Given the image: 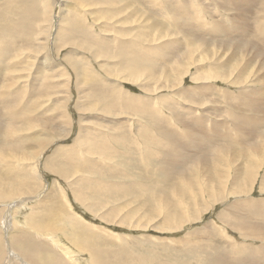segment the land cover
Masks as SVG:
<instances>
[{
	"label": "rangeland",
	"instance_id": "1",
	"mask_svg": "<svg viewBox=\"0 0 264 264\" xmlns=\"http://www.w3.org/2000/svg\"><path fill=\"white\" fill-rule=\"evenodd\" d=\"M53 1L56 8L54 7L55 12L50 13L48 23L36 24L38 35L32 42L34 52L29 50V43L18 39L8 48V52L3 54V62L0 61V77L3 78L0 92L6 87L7 76L14 81V86L7 93L0 94V109H9L13 105L10 97L16 93L21 99L15 109L17 131L10 134L14 144L13 156H5L0 149V169L6 167L10 177L18 183L23 178L21 175L32 179H28L31 185L30 193L20 190L17 194H8L6 197L0 194V264H56L52 262V254L65 260L64 248L70 253L74 252L72 256H75L80 264H87L88 253H78L76 245L81 242L80 238L82 244L84 240H88L86 235H91L89 244H95L97 252L109 261L113 253L114 257L120 253L128 257L131 263L138 261L139 264H206L209 258L219 254L231 256L230 261H235L233 257L236 259L239 256L242 261L247 259L252 248L262 242L243 238L237 231L221 224L218 217L224 213L225 220L230 217L228 222H236L237 218L231 212L239 218L248 215L246 208L240 204L247 200H264V34L260 33L261 25L264 24V0H184L191 19L188 20L189 27H183L193 29L192 31L198 34L197 41L191 44L177 26H172L175 31L169 32L171 25H168L169 30H164L161 36L157 35V30L150 33L147 0H142L143 3L133 1L132 6L127 9L123 7L124 4L115 7L94 3L84 6L85 16L81 13L83 17L80 15L78 19L92 24L91 33L101 36L107 48L110 47L111 54L114 49H118L115 39H120L136 46L137 50L132 58L149 56L159 64L161 70L158 72L162 76L155 80L158 83L141 78L134 82L125 81L128 76L121 75L120 59L108 58L106 55L93 58L82 49L70 47L56 49L61 25L59 13H66L73 8V4L71 0ZM165 1L158 0L157 9H168ZM172 1L182 3V0ZM150 6L156 10L154 5ZM114 9H119L116 10L118 13L111 16L110 11ZM94 10L101 11V14H94ZM169 11H164L165 16L169 17L165 19L163 16L165 21L169 24L184 23V15L182 18ZM217 24L236 26L239 30L244 29V34L241 33L238 38L234 36L223 39L216 32ZM142 28L146 30L143 32ZM203 29L218 38L201 35L199 30ZM200 37L204 40L201 41ZM42 38H46V41ZM198 41L204 44L197 47ZM44 43V47L38 48V45ZM174 43H178L180 49L174 52L172 58L163 56L156 48L162 44L165 46ZM78 59L90 66L96 79L100 81L94 83L93 91L89 89V81L83 69L80 67V75L77 78L71 68L73 61ZM7 63L11 65L10 69L6 68ZM46 66L49 68H45ZM2 68L7 70L1 71ZM109 73L119 77H112ZM114 88L123 96L140 98L130 106L144 111L142 119L123 112V101L120 95L114 94ZM186 92H189V96H184ZM107 95L110 96L104 100L103 97ZM100 102L103 105H100ZM109 105L114 107L112 111L107 110L106 106ZM24 109L27 110L26 114L23 113ZM153 116L156 120H163L166 131L172 128L165 126L167 122L174 124L178 132H184L182 124L185 123L191 126L189 128H192V133L202 125V133H207H195L196 137L203 136L199 137L203 142L197 141L199 149L192 151L190 148V153L188 152L186 159L190 160L185 166L189 167V171H186L185 166V171L183 170L188 175L179 173L178 177V173H172L171 179L176 178L173 182L187 190V196L200 191L201 188L210 191V183H207L210 176L224 181L218 198L209 199L205 196L199 202L202 208L200 214L197 213L190 221L171 225L172 229L169 223H165L160 205L151 207L148 204V199L152 196H148L147 190L150 189L147 186L150 185L147 184V178L154 181L155 177H160L155 168L159 167V158H163L162 151L171 152V148L169 145L165 146L160 132L155 131V142L161 147L153 146L152 151L149 150L150 155L145 157L147 165L144 166V160L141 159L143 157L137 154V150L126 149L116 143L118 139L122 141L124 135L130 140L132 132L137 133L138 126H147L149 129V125L154 121ZM30 118L33 122L38 121L34 122L35 126H47V132L40 133V129H43L40 127L27 131ZM13 120L14 116L0 119V131ZM138 120L141 121L137 122ZM236 122H239V125ZM213 125L215 128L212 129ZM124 131L126 132L123 133ZM172 133L175 138L176 133ZM84 134L89 140H85L87 138ZM113 136L114 143L111 142ZM166 138L167 135L164 139ZM35 139L47 140V147L33 146L32 140ZM175 140L179 138L176 137ZM207 140L216 142L207 145ZM101 141L104 142L105 150L99 157L92 153V148H98L97 145ZM106 148L112 151H107ZM178 148L182 150L173 151V157L179 152L185 153V147ZM197 158H205L207 161H204L203 165H190L192 160H198ZM173 159L175 160V157ZM202 159L200 160L203 163ZM95 160L99 162L96 166ZM66 165L70 168L67 174H64L65 177H60L57 169L63 170ZM78 165L94 168L96 173L94 170L89 172L82 168L75 169ZM191 166H194L192 171ZM101 170L100 176L97 172L101 173ZM236 178H241L239 183ZM247 181H250V184ZM110 182L114 185L111 186ZM97 183L104 188L109 186L115 189L98 192L95 191ZM237 186L249 190H245V194H236L234 190ZM63 208L66 209L64 212L81 218L80 221L86 226L87 233L83 235L86 239L75 237V232H68L67 224L65 231H54L53 225L58 221L53 219L56 209ZM46 209H53L55 212ZM34 213L41 219V225L37 220L31 224L30 217L34 216ZM208 225H211V229L221 228L222 235L214 234L213 239H209L211 236L207 235H192L197 230L204 229L203 231L207 232L204 226ZM188 233L191 235L186 237ZM19 235H30L29 240L39 243L41 250L37 249L31 254L26 245L15 243L14 238ZM43 237L57 240L60 248ZM185 240L193 247L182 246L181 241ZM42 257L47 261L43 263ZM246 259L244 262L250 263ZM109 261L108 264H114Z\"/></svg>",
	"mask_w": 264,
	"mask_h": 264
},
{
	"label": "bare ground",
	"instance_id": "2",
	"mask_svg": "<svg viewBox=\"0 0 264 264\" xmlns=\"http://www.w3.org/2000/svg\"><path fill=\"white\" fill-rule=\"evenodd\" d=\"M133 1H135L136 3H143L142 0H71V2L73 4L72 5L73 8L70 9L69 11H67L66 13H63V12H62L63 14L59 13V18H60L59 20H60L61 25H59V31H58L59 36H58L57 43H56V45H57L56 49H59L61 47H70V48H74V49H82L86 54H89L93 58H101L104 55H106V56H108V58L120 59V61H121L120 64L122 63V67L120 68L121 75L128 76V78H126L125 81L134 82L136 79L138 80L139 78H141L145 81L152 80V83L157 82L155 80L156 79L159 80L158 78L160 76H162L158 72L159 70H161V67L159 66L158 63L152 61L151 57H149V56H145V57L134 56L132 58L131 56L133 54H135V51L137 50L136 46H134V44H129L128 42H125V41L123 42V40H120V39H117V40L115 39V42H116L115 44L118 45L117 46L118 49H114V53L111 54L110 49H109L110 47L107 48V45L103 43L104 40L101 39V36L98 34H96L94 36V34L91 33L92 32V24H89L87 22H83L82 20L78 19V17L80 15H82L81 13H83V15L85 14V12L83 11L84 6H90V5L96 4V5H107L109 7H113V6L115 7L117 5L124 4L123 7L125 9H127L130 6H132ZM157 1L158 0H147V2H146V4L148 5L149 18H150V23H151L150 27H148V29H149L148 31L150 33H152L154 30L155 31L157 30V32L159 33L157 35L161 36V35H163L164 30H166V29H167V31L169 30L168 25H171V29L169 30V32H174L175 29L172 26H175V27L177 26L178 30L180 32H182V35L188 39V42L190 44L193 42H196L198 34H196L194 31H192L193 29L189 30V28L187 29V28L183 27V25L186 27H189L188 23H190V22L188 20L191 19V14L189 15V9H188L187 3L184 0L181 1L182 2L181 4H178L175 1L173 3L172 0L171 1L170 0L165 1L167 3L168 9L173 8V9H169L173 12V14L180 15L182 18H183L182 15H184V18H183L184 23L183 24L178 23V22H175L173 24H169L168 21H165V19H168L169 17L167 18L165 16V13H164V11H169V10L166 9V7L164 8V10L163 9H157ZM169 1L171 3H169ZM53 2H55V1H53V0H0V61L1 62H3V60H2V58L4 57L3 54L8 52V48L12 45V43H14L18 39L23 40V42L25 41V42L29 43V45H28L29 50L34 52V46H32V42H33V39L38 35V34H36V32H37L36 24L39 22H42L44 24L48 23V21L50 20L49 19L50 13L53 12L54 9L56 8L53 5ZM150 4L154 5L156 7V10L152 9ZM67 5H69V4H67ZM116 10H119V9H114L113 11H110L111 16L118 13V11H116ZM93 13L99 15V14H101V11L94 10ZM83 15H82V17H83ZM147 15H148V13H147ZM163 16H165V19L163 18ZM261 28H262V31L260 33L264 34V24L261 25ZM145 30L146 29H144V28L141 29V31H143V32ZM199 31L201 32L200 33L201 35L204 36V34H206V35H208V37L209 36L212 38L215 37V39H217L218 36L222 37L223 39H226V38L230 39L231 37H234V36H235L234 38H238V35H240L241 33L244 34V29L239 30L236 26L224 25V24H217L216 25V32L219 34L218 36L208 34L207 31L204 29L199 30ZM45 32H46V30H45ZM143 32H140V34H143ZM200 34H199V36H200ZM240 37L241 36H239V38ZM95 38H96V40H94ZM42 39L44 41H46V38H42ZM48 39H49V36H48ZM200 40H201V37H200ZM203 40L204 39L202 38L201 41H203ZM120 41H122V42H120ZM201 41L197 42V47H199L198 45L201 46L204 44ZM206 44H208V43L206 42ZM246 45H247V43H246ZM44 46H45V43H44V45H38V48L41 49ZM156 48L159 49V51L163 54V56L166 55L167 57L172 58L174 52L176 50L180 49V46L178 43H174V44H169V45H165V46H164V44H162L161 46L156 47ZM154 56H152V57H154ZM135 57H137V58H135ZM4 62H5V60H4ZM157 66H159V67H157ZM80 67L83 69V71H84V73H85V75L89 81V87H90L89 89H91L93 91V89L95 88L93 86L94 83L96 84V82L98 83L100 81L96 79V76H95L93 70L90 69V66L88 67L87 64L80 62L79 59L74 60L72 65H71V68L73 69V72L76 74L77 78L80 75ZM222 67H224V64H222ZM6 68L10 69L11 65L7 63ZM6 68H2L1 71L7 70ZM45 68H49V66L48 67L46 66ZM109 75L112 77H116V78L119 77V76H115V75L113 76V73H109ZM165 77H167V76H165ZM2 82H3V78L0 77V84ZM38 82H40V81H38ZM5 83H6V87L0 92V94L7 93L9 91V89L14 86V81L9 76H7L5 78ZM97 88H99V87H97ZM113 90H114V94L120 95V98L123 101L121 104V107L124 109L123 112L130 113L133 116H137L136 118H138V119H142V116L144 117V115H142L144 112L143 110H141L137 107L132 108V106H130V105H132V103H134L136 100H138L140 98L133 99L134 97H129L127 95L123 96V94L116 88H114ZM97 92H99V91L97 90ZM188 93L189 92H186V94L184 96H189ZM17 94L18 93L14 94L10 97V100L13 103V105L9 109H6V110L0 109V119L14 116V120L8 122L6 124V126L4 127V130L2 129L0 131V149L2 150L4 155L7 157L13 156L12 153L14 151L12 149H14V144L12 143L13 141L11 139L10 134H13L15 131H17L16 127H18V122H16L17 112H15V109H16V107H17V105L21 99H19V96ZM110 95H112V94H110ZM110 95H107V97H103V96L102 97L105 100ZM188 98L189 97H187L185 99H188ZM97 99H99V98H97ZM100 105H103V104L101 103ZM139 105L142 106L141 104H139ZM106 108L108 111H112L114 109V107L111 105L106 106ZM23 113L26 114L27 110L24 109ZM29 121H30V123L26 128L27 131L34 130L36 127H40V128H43V129H40V133L45 134V132H47V128H46L47 126H40V125L35 126L34 122H38V121L34 120V122H33L31 118L29 119ZM140 121L141 120H138L137 122H140ZM162 121L160 120V118L156 120L154 117V121L152 122L151 125H149V129L147 128V126H145V127L141 126V128H139L140 126H138L137 131H136L137 133H135L133 131L131 134V139L129 140V138H128L129 141L127 140L128 136L124 135V136H122V141L120 139H118L116 141V143H118L122 146H125L126 149L137 150V154L139 153V154H141V157H143L141 159L144 160V166L147 165L146 164L147 161H146L145 157L150 155L149 150H151V148H153V146L161 147V146H159V143L155 142V140H156V138L154 136V135H156L155 131L160 132V136H162V140H164L165 146L169 145V147L171 148V152L162 151L163 158L162 159L159 158V160H158L159 167L155 168V169H156V172H158V176H160V177H155L154 181L151 180V178H147V181H148L147 184H150L147 186H149L151 189V190L147 189V190H149L148 196L149 197L152 196L150 198L148 196L147 197L149 198L148 204H150L151 207H153V206L158 207L160 205L159 208L161 207L163 212H164L165 223L166 224L169 223L170 228L172 229L171 225L173 226V224L175 225V223L178 225V224H181L185 221H190V219L196 217L197 213L199 215L200 211L202 210V208L199 206V202L201 201V199H204L205 196H207L209 199L218 198V196L221 194L222 185H224V181L222 179H218V177H211L210 176L207 180V183H210L209 185L211 186V187L209 186L210 191L206 190L205 188L204 189L201 188V189H199L200 191L195 192L193 194L189 195L187 193L189 196L188 197L186 195L187 190L186 191L183 190L182 186L173 182V180L176 178L171 179V178H173L172 173H175V174L178 173L177 176L179 175V173H180V175H181V173L182 174L185 173V172H183V170L185 171L184 166L190 160V159L189 160L186 159V158H188L187 156H189L188 152L190 153V148H192V151L195 149H199L200 146L197 145V141H199L201 143L203 142L202 138H199V137H203V136H197L196 137L195 135L196 134H198V135L207 134V133L206 132L202 133L203 129H201V128L203 127V125L201 123L200 124L202 125V127L197 129L196 132L194 131V133H192V130H191L192 128H189L191 126H187L185 123L182 124V130L184 132H178V129L175 128L174 124L173 125L168 124L165 121L166 122L165 124H167L165 126L172 127V128L168 127L170 129V131L169 130L166 131L164 126H163ZM237 123L239 125V122H236V124ZM187 124L189 125L191 123H187ZM240 124H241V122H240ZM0 126H2L1 121H0ZM118 126H121V125H118ZM204 126H205V124H204ZM14 127L16 129H14ZM204 128H206V127H204ZM213 128H215L214 125H213L212 129ZM218 128H221V127L218 126ZM113 129H114V127H113ZM50 130H52V129H50ZM193 130H194V128H193ZM172 131L176 133L175 136L177 138H179V140H175L176 137L174 138ZM125 132L126 131H124L123 133H125ZM66 134L68 135L69 132H67ZM85 135L86 134H84V136ZM166 135L168 136V138H166L168 140L164 139ZM85 137L83 139H85ZM86 138L87 139H85V140H89L88 136ZM194 139H196V141H194ZM111 140H112L111 141L112 143L115 142L114 136L111 137ZM159 140H161V139H159ZM213 140L212 141L207 140L206 141L208 143L207 145H209L210 142H213ZM32 141H33V146L38 145L40 147H43V146H46L48 144V141L45 139H35ZM214 142H216V141H214ZM103 143L104 142L101 141V143L97 145V146H99L98 148L96 146H94L92 148V150H93L92 153H95L94 155L97 154V155H99V157H101L102 152L105 150ZM162 143L163 142L161 141L160 144L162 145ZM164 144H163V146H164ZM131 145L133 147L130 148L129 146H131ZM181 146H182V148L185 147L184 148L185 153L179 152L182 149H180L178 147H181ZM22 147H24V146L22 145ZM175 150H179L178 151L179 154L177 156H174L175 157V160H174L172 152ZM107 151H112V150L107 149ZM192 156H194V155H192ZM200 159H202V158H200ZM200 159L192 160L193 163L190 165H197V164L199 165V163H201L203 165L207 161L205 158H203L202 159L203 163H202ZM137 160H139V159H137ZM92 161H94V160H92ZM98 163L99 162L97 160H95L94 166H96ZM56 166H59V165H56ZM63 167H64L63 170L57 169V171L60 174V177H61V175L63 177H65L64 174L65 173L67 174L68 168H70V166H67V165L63 166ZM193 167L194 166H191L190 171H192L194 169ZM195 167H197V166H195ZM80 168H82L83 170L86 169L89 172H93V170H94V172H95L94 168H87L84 165H82V167L79 165L75 167V169H78V170ZM185 168H186V166H185ZM188 168L189 167L186 168L187 172L189 171ZM73 170H74V168H73ZM207 170L209 171L210 169H207ZM0 172H1L0 173V194L1 195L6 197V195H8V194H17L20 190L26 191L28 193L31 192V185H29L30 183L28 182V179H29L28 176L21 175L23 178L18 183L12 179L13 177L12 178L10 177V175L7 172L6 167H5V169H0ZM75 172H77V170ZM202 172H204V171H202ZM29 173H30V171H29ZM97 174L101 176L102 170H101V173H100V171H98ZM185 175H188V173L187 174L185 173ZM7 176H9V177H7ZM240 179L241 178H239V179L236 178L235 180L237 181V183H239ZM244 179H245V177H244ZM30 180H32V179H29V181ZM180 180L182 181V179H180ZM250 180H251V178H250ZM92 181H93V179H92ZM216 181H218V182L216 183ZM26 182H28V183H26ZM243 182H245V181H243ZM247 182H248V184H250V181H247ZM111 184L112 183L110 182V185ZM112 185H114V184H112ZM181 185H182V183H181ZM200 186H201V184H200ZM184 188H186V186H184ZM108 189H111V188H109V186L107 188H104L101 186L100 183H97V189L95 188V191H98V192L99 191H106ZM112 189H115V188L113 187ZM135 189H137V188H135ZM216 189H218V190L216 191ZM245 190H247V189H243V187L237 186L235 188L234 192L236 194H239V193L245 194ZM205 191H208V192L206 193ZM57 202H59V201H57ZM151 203H153V204L151 205ZM154 203H156V204L154 205ZM57 204L59 205V203H57ZM62 205H63V203H62ZM240 205H243L246 208V210L245 209H243V210L247 211L248 215H243V216H241V218H239V217H236V215L231 212V214H233L234 217L237 218V221L236 222H228V219L230 217L226 218V220H227L226 221L225 220L226 215H224V213H223V214L219 215V217H218L219 222L221 224L225 225V227L227 226L230 229L237 231L243 238H248V239L250 238V239H254V240H258L259 242H262L261 245L255 247V248L253 247L254 249L252 248V250L250 251V254L247 255L248 257L246 256L247 257V259L245 258L246 261L248 260V261H250V263L249 262L245 263L244 262L245 259L242 261L241 260L242 257H240V256H239L240 258L238 257L236 259L233 257V260H235V261H230L231 256L226 255V254H219V256L209 258L208 262L206 264H258V263L264 264V200L259 201V202L247 200V201H245V203L240 204ZM93 208L95 209V206ZM46 210L47 211H49V210L54 211L53 209H46ZM64 210H66V209L65 208H63V210L62 209L61 210L56 209V212L54 211L55 215H54L53 219L58 220L53 225L54 231H56V232L57 231H59V232L65 231V229H66L65 224H67L69 226L68 232L69 231H72L73 233L75 232L74 233L75 237L81 236L83 238V235L84 234L86 235L87 232H86V228H85L86 226L82 224V221H80L81 218L75 214L71 215V213L64 212ZM243 214H244V212H243ZM35 220H37L39 225H41L42 221H40L41 219L39 218V216H37L36 213H34V216L30 217L31 224L35 223L34 222ZM210 226L211 225L204 226V228H207V232L203 231L204 229L203 230H197L196 232L194 231V233L192 235H195L197 237H203L206 235L211 236L209 239H213L214 234L222 235L221 228L216 230V228L211 229ZM167 227L169 228V226H167ZM31 229H33V228H31ZM91 234H94V233H91ZM189 235H191V234L188 233L186 235V237H188ZM25 236H23V235L16 236L14 238L15 243L26 245V248L28 249V251L31 252V254H34L37 251V249L41 250L39 243L36 244V243H33L29 240L30 235H28L29 237H25ZM86 236H87L88 240H84V239H86V237L83 238V240H84L83 244L81 243V242H83L81 238H80V240L77 239V240L81 241L80 242L81 246H79L80 243H77V244L75 243L78 246V250H79L77 252L82 254V252L86 251L88 253L87 254L88 255L87 264H108L109 260H106V258H104V256H103V254L101 255L97 252L98 250L95 247V244H94V246L89 244V242H90L89 239H90L91 235H86ZM40 237H42V236H40ZM1 238H2V236H1V232H0V241H1ZM69 239H70V237H69ZM45 240L50 241L52 244H54V246L60 248V246L57 245V242H58L57 240L51 239V238H48ZM94 241H95V239H94ZM94 241H92V242H94ZM0 244H1V242H0ZM181 244H182V246H184L186 248L193 247V245L186 240L181 241ZM64 250H65V255H66L65 260L56 254H52L53 255L52 262H55L56 264H70V263L80 264V261L75 256H72L74 254V252L70 253L69 251H67L66 248H64ZM234 253H236V252H233V254ZM111 254H112V252H111ZM108 257L109 256H107V258ZM115 258H116V260H115ZM42 260H43V263L45 261H47L45 259V257H42ZM111 262H114V264H116V263L117 264H139L138 261H135V263H131V261L128 257L126 258L125 256L121 255L120 253L117 254L115 257H114V253H113L109 263H111Z\"/></svg>",
	"mask_w": 264,
	"mask_h": 264
}]
</instances>
